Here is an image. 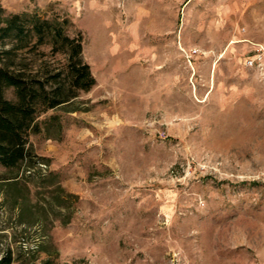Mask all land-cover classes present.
Instances as JSON below:
<instances>
[{
	"label": "rangeland",
	"instance_id": "obj_1",
	"mask_svg": "<svg viewBox=\"0 0 264 264\" xmlns=\"http://www.w3.org/2000/svg\"><path fill=\"white\" fill-rule=\"evenodd\" d=\"M0 5L68 18L96 79L40 116L38 163L0 165V256L264 264V69L245 64L264 44V0ZM13 54L34 72L67 64L48 43Z\"/></svg>",
	"mask_w": 264,
	"mask_h": 264
},
{
	"label": "trees",
	"instance_id": "obj_2",
	"mask_svg": "<svg viewBox=\"0 0 264 264\" xmlns=\"http://www.w3.org/2000/svg\"><path fill=\"white\" fill-rule=\"evenodd\" d=\"M69 25V19L59 15L49 18L37 12L6 14L0 5V38L17 40L12 47L0 51V165L8 169L19 170L38 163L30 134L42 129L40 116L70 103L96 81L90 64L82 57V36L67 32ZM45 43L66 53L64 68L34 72L16 62L15 50ZM11 87L15 89V99L6 96ZM3 178L6 177L0 171V180ZM13 261L11 251L0 256V264Z\"/></svg>",
	"mask_w": 264,
	"mask_h": 264
},
{
	"label": "built area",
	"instance_id": "obj_3",
	"mask_svg": "<svg viewBox=\"0 0 264 264\" xmlns=\"http://www.w3.org/2000/svg\"><path fill=\"white\" fill-rule=\"evenodd\" d=\"M245 64L250 67L264 69V44H258L255 47V52L247 57Z\"/></svg>",
	"mask_w": 264,
	"mask_h": 264
}]
</instances>
